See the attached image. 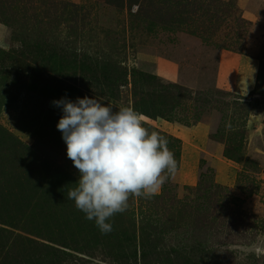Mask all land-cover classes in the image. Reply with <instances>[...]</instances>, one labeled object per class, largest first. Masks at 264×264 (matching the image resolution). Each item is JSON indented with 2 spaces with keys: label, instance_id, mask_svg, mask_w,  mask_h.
I'll return each instance as SVG.
<instances>
[{
  "label": "rangeland",
  "instance_id": "rangeland-1",
  "mask_svg": "<svg viewBox=\"0 0 264 264\" xmlns=\"http://www.w3.org/2000/svg\"><path fill=\"white\" fill-rule=\"evenodd\" d=\"M143 44L177 81L138 69ZM224 50L255 60L246 80L218 71ZM85 96L134 109L177 161L162 200L130 196L108 234L67 198L79 173L52 101ZM0 155V264H133L140 237L154 264H264V0H0ZM19 159L29 200L9 181Z\"/></svg>",
  "mask_w": 264,
  "mask_h": 264
},
{
  "label": "clouds",
  "instance_id": "clouds-1",
  "mask_svg": "<svg viewBox=\"0 0 264 264\" xmlns=\"http://www.w3.org/2000/svg\"><path fill=\"white\" fill-rule=\"evenodd\" d=\"M52 104L62 109L56 127L79 173L67 198L102 234L113 230L108 221L127 209L130 196L151 198L176 173L167 139L149 132L134 109L87 96Z\"/></svg>",
  "mask_w": 264,
  "mask_h": 264
},
{
  "label": "crops",
  "instance_id": "crops-1",
  "mask_svg": "<svg viewBox=\"0 0 264 264\" xmlns=\"http://www.w3.org/2000/svg\"><path fill=\"white\" fill-rule=\"evenodd\" d=\"M241 1V0H240ZM253 1V0H252ZM252 13H255L254 11V2H249L248 6L245 10V18L251 19L253 16ZM219 58V64H218V71L221 70L223 72V75H225L227 72L232 71L237 74L236 72L241 71L239 75L238 80H246L248 77V74L250 71H253V68L255 67V60L251 57L245 56V55H238L230 51H221ZM137 67L140 71L145 72L147 74L151 75H159L164 77L165 79H168L171 82L177 81L176 78H178V68L177 66L172 63L171 61H168L166 59L160 58L157 54V50L153 45L150 44H143L139 47L137 51ZM220 79L224 80H218L227 82L225 80V77H220ZM231 81V80H230ZM201 133H200V132ZM207 132V126L204 125L202 122L198 124L197 126L191 127L189 130V138L193 136L194 138H204ZM204 134V135H203ZM188 135V134H187ZM210 144L211 142L208 141ZM214 145V144H212ZM216 152L219 153V148L215 145Z\"/></svg>",
  "mask_w": 264,
  "mask_h": 264
},
{
  "label": "trees",
  "instance_id": "trees-1",
  "mask_svg": "<svg viewBox=\"0 0 264 264\" xmlns=\"http://www.w3.org/2000/svg\"><path fill=\"white\" fill-rule=\"evenodd\" d=\"M226 50H228V49H226ZM229 51L235 52L233 50H229ZM172 86H174V84H172ZM23 147H24L25 150H28V153H30V155L31 154L33 155V153H34L33 149H32L33 147L30 148L27 145H24ZM1 158L2 157L0 155V173L2 172L0 174V176L3 175L6 172V170H4V168L2 167L3 160L1 161ZM19 164L20 165L17 168H21V171H22V169H24L25 170V175H22V173L19 174L15 170V168H13L12 169V175H13L14 178L12 177V179H9V181H12V184L14 182V194L13 195H19V196L23 195V197H25V198H27V200H29L30 198H32L38 192V188L34 187L33 184H30L31 181L29 183H26L27 186L24 185V183H22L21 181L23 180V178H25L32 171L31 165L33 164V160L24 161V160L19 159ZM26 170H27V173H26ZM6 174H8V171L6 172ZM8 188H9V184H8ZM1 190L2 189H0V193H1L0 194V199H2L3 196L5 198H7V195H8V197L12 196V194L10 192H8L7 195L6 194L4 195L3 193H4L5 190L4 189L2 190L3 193H2ZM9 190H11V189H9ZM147 199L153 200V202L158 201V200H162L161 195H156V194L153 195L151 198H147ZM14 201H15V198H14ZM144 214H147V212H145ZM3 217H4L3 214H0V221L3 220ZM145 218H146L145 219L146 221L149 220V219H147L146 216H145ZM140 224L146 226V222L143 221V217H140ZM18 225L19 224H16V226H18ZM141 230H143V229H141ZM107 238H110V236L107 237ZM92 239H93V237H92ZM148 242L149 241L145 240V237H140L139 244L136 243V240H135V244L133 246L134 249H133L132 253L129 254V256H132L130 258L131 259L133 258L132 260L135 262L133 264H137L138 262L140 264H154L153 261L148 260V256H150V254L148 252V247H147V243ZM89 245L90 244L87 243L84 246H82L83 248H81V247L79 249L76 248L77 250L75 252H77L78 254H81V255H86L87 254V250L86 249H87V247L89 248ZM137 248H139L138 251H137ZM178 252L180 253V250H178ZM179 253H178V255H179ZM181 253H183V252H181ZM107 256H109V254ZM154 256H155V251H154V254H153L152 257H154ZM185 262H187V261L184 260V264H185ZM126 264H132V262H127Z\"/></svg>",
  "mask_w": 264,
  "mask_h": 264
}]
</instances>
